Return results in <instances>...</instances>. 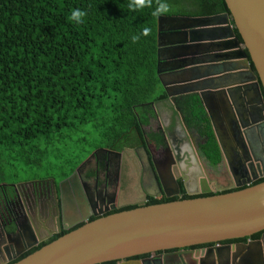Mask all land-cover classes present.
I'll list each match as a JSON object with an SVG mask.
<instances>
[{
    "label": "trees",
    "instance_id": "16d2710c",
    "mask_svg": "<svg viewBox=\"0 0 264 264\" xmlns=\"http://www.w3.org/2000/svg\"><path fill=\"white\" fill-rule=\"evenodd\" d=\"M160 2L146 0L133 11L129 0H0L1 191L41 180L57 185L96 150L117 152L141 139L153 121V104L166 97L156 72L158 19L228 14L224 0H163L167 12L153 15ZM73 9L85 12L82 23L69 22ZM132 35L139 36L135 43ZM176 107L187 129L203 138V159L217 166L220 152L201 100L185 96ZM239 190L200 196L181 190L179 197L150 199L145 206Z\"/></svg>",
    "mask_w": 264,
    "mask_h": 264
},
{
    "label": "water",
    "instance_id": "95a60500",
    "mask_svg": "<svg viewBox=\"0 0 264 264\" xmlns=\"http://www.w3.org/2000/svg\"><path fill=\"white\" fill-rule=\"evenodd\" d=\"M224 2L228 14L207 18L158 19L157 75L166 99L154 103L152 107L159 120L164 114L171 113L167 119L169 125L161 124L173 154L171 169L178 170L185 183L187 160L195 159L200 164L198 185L194 194L186 193L188 196L221 193L234 188L240 190L143 205L107 216L93 214L95 220L91 222H88L90 214H84L71 223L63 219L62 223L69 227L78 223L82 225L15 264L122 262L156 252L249 238L264 232V182L254 185L257 177L264 175V150L259 148V154H255L250 142L255 131L258 140L264 131V0ZM164 24L169 25L167 30L162 29ZM163 40H168L169 44L161 49L160 42ZM160 50L171 57L161 61ZM164 64L167 66L165 71L160 69ZM233 77L238 81L217 84L220 80ZM187 95H196L201 100L221 162L227 166L234 183L229 188H213L205 176L176 107V100ZM173 134L177 139L183 138L185 150L181 146L173 147L170 138ZM94 156L95 153L91 157ZM82 166L59 184L61 193L77 184ZM176 178L168 177L170 186L178 195ZM159 182L162 193L164 184L161 179ZM262 241L263 238L239 249L231 248L238 254H190L189 258L181 260V264H212L217 261L264 264V254H259ZM253 245L257 254L251 253ZM245 257L249 258L248 263L240 259Z\"/></svg>",
    "mask_w": 264,
    "mask_h": 264
},
{
    "label": "flooded vegetation",
    "instance_id": "af4514ba",
    "mask_svg": "<svg viewBox=\"0 0 264 264\" xmlns=\"http://www.w3.org/2000/svg\"><path fill=\"white\" fill-rule=\"evenodd\" d=\"M152 126L147 131L149 138L133 149L124 148L114 154L107 153L105 150H96L95 156L88 158L78 173L81 194L77 193L75 196L68 189H64L61 193L59 187L61 182L56 185L53 180L10 185L8 191H1L0 188V264H12L56 235L78 226L79 223L71 227L62 223L63 219L65 221L67 219L70 223L76 221L77 218L71 217H74V212L78 208L83 209L87 206L93 212L88 220L94 218L93 214L101 216L120 209L122 205L118 204L117 194L128 184L129 177L132 180L136 179L137 184L139 183L136 187L139 191H143L138 201L134 203L135 206H143L150 199L179 197L182 194L181 190L185 194H194L196 184L198 185L199 162L195 159L187 160L188 172L184 174L186 178L184 183L178 170L171 169L174 164L173 154L170 152L164 130L160 124ZM195 137L196 140L199 139L198 136ZM261 137L260 148L264 147V131ZM170 138L174 148L181 146L185 150L183 138L177 139V136ZM250 142L255 154H259L256 140L250 137ZM168 177L176 178L175 181L179 186L178 195L170 186ZM159 179L164 184V189L166 187L162 193ZM261 179H264V175L257 177V181ZM69 209H73L74 212L71 214ZM259 235L258 239H254L253 235L249 238L205 244L184 250L156 252L122 262L104 264H181V260L189 258L190 254H238L231 248L239 249L262 238L259 254H264V232ZM253 247L251 253L257 254L255 245ZM240 259L245 263L249 262L248 257ZM212 264L228 263L217 261Z\"/></svg>",
    "mask_w": 264,
    "mask_h": 264
},
{
    "label": "crops",
    "instance_id": "0c3cea01",
    "mask_svg": "<svg viewBox=\"0 0 264 264\" xmlns=\"http://www.w3.org/2000/svg\"><path fill=\"white\" fill-rule=\"evenodd\" d=\"M218 16V15H217ZM205 18H207V17H205ZM169 28V25L168 24H164V25H162V29H164V30H167ZM222 34H225V32H223ZM217 35H219L220 36V34L219 33H217ZM175 42V41H174ZM158 43V42H157ZM161 43V49H162V47H165V46H167V44H169V42H168V40H163V41H161L160 42ZM170 45H174L173 43H171ZM159 50V47H158V44H157V51ZM159 54V53H158ZM157 54V55H158ZM171 56L170 55H168V54H166L165 52H163L162 53V50H160V58H161V61H164V60H168L169 58H170ZM157 59H158V57H157ZM199 59H203L204 60V58H199ZM169 61H167L166 63H168ZM157 65H158V63H157ZM165 66V64L164 65H161V67H160V69L161 70H164L165 71V69H167V66H166V68L164 67ZM158 70V69H157ZM157 70H156V72H157ZM211 70H208V72H210ZM219 72H222V70H220ZM212 73H214L213 71H212ZM158 76V75H157ZM159 80V79H158ZM238 81V79L237 78H235V77H233V78H230V79H228V80H220V81H218L217 82V84H230V83H234V82H237ZM187 96H189V95H187ZM165 99H166V97H165ZM165 99H162V100H165ZM162 100H159V101H162ZM158 102V101H157ZM156 103V102H155ZM153 108V113H154V117H153V121H151L152 123H151V125L149 126V128L150 127H153L152 125H154V126H156V125H158V124H166V125H169V122L167 121V119L169 118V116L171 115V113H169V114H164L163 116H161L160 117V120L158 119V117H157V115H156V113H155V110H154V107H152ZM157 120H158V122H157ZM161 121V122H160ZM184 124V123H183ZM185 125V124H184ZM162 126V125H161ZM187 128V127H186ZM149 129H145L144 131H143V135H141L142 137H141V139H140V137L138 136V139H139V141H137V143L134 145V146H129V145H127V147H124V148H129V149H133V148H135L136 146H138L142 141L144 142L146 139H148L149 137H148V134H147V131H148ZM255 135H256V137H257V132L255 131V133H253V139L254 140H256V142H257V146H258V148H260V144H259V142H260V140H262V137H261V139H257L256 137H255ZM174 136H176L175 134H173L171 137L172 138H174ZM201 138V137H200ZM154 141V140H153ZM203 141V140H202ZM204 142V141H203ZM148 143H150L151 144V142L150 141H148ZM203 144V143H202ZM201 145V144H200ZM150 146V145H149ZM184 146H185V144H184ZM123 148V149H124ZM123 149H121V150H123ZM261 150H264V149H262V147L260 148ZM101 151H104V149H100ZM120 150V151H121ZM120 151H117V152H113V151H110V150H105V152H107V153H110V154H114V153H118V152H120ZM97 151H95V153H96ZM94 154V153H93ZM90 158V157H89ZM88 160V159H87ZM86 160V161H87ZM204 160V159H203ZM85 161V162H86ZM205 161V160H204ZM84 162V163H85ZM206 162V161H205ZM207 163V162H206ZM208 164V163H207ZM83 165V164H82ZM81 165V166H82ZM209 165V164H208ZM80 166V167H81ZM228 173H229V171H228ZM237 175V174H236ZM229 176H230V178H231V180H232V177H231V175L229 174ZM68 179V178H67ZM129 180H128V184L123 188V190H120L119 192H118V194H117V200H118V204L119 205H123L121 208H123V207H127V206H135V202L136 201H138V198L140 197V193L142 194L143 193V191L142 190H140L139 191V189H138V187H136L137 185H139V183L137 184V181H136V179H133L132 180V178L130 179V177L128 178ZM66 180V179H65ZM65 180H63V181H65ZM63 181H61V182H63ZM66 189H68V191H70V192H73V194L76 196L77 195V193L78 194H81V187H80V183H79V179H78V177H77V184H75V185H72V186H69L68 188H66ZM120 189V188H119ZM173 189V188H172ZM165 190H166V187H165ZM73 209H69L68 211L72 214V212H74V211H72ZM65 211H67V209L65 210ZM91 213H92V211L86 206L85 208H78L77 210H76V212H74V217H71L72 219L73 218H77V220L79 219V218H81V216L82 215H84V214H90L91 215ZM68 217V216H67Z\"/></svg>",
    "mask_w": 264,
    "mask_h": 264
},
{
    "label": "rangeland",
    "instance_id": "374dc122",
    "mask_svg": "<svg viewBox=\"0 0 264 264\" xmlns=\"http://www.w3.org/2000/svg\"><path fill=\"white\" fill-rule=\"evenodd\" d=\"M187 133L189 134V137L192 140L193 146L195 147V149L197 151V154L199 156L203 171L205 173V176H206L207 180L210 182L211 186L213 188H219V189H225V188H229L230 186H232L233 185V181L231 180V178L229 176L228 168L225 165V163L224 162H220L215 167L209 166L203 160V157H202L201 153L199 152V146H200V144L203 143V141H202L203 139H201L198 136L199 139L196 140L195 136H197V134H196V132L194 130H189ZM193 137H194L195 140L193 139ZM91 156L92 155H90L89 157H91ZM185 261H187V260H185Z\"/></svg>",
    "mask_w": 264,
    "mask_h": 264
},
{
    "label": "clouds",
    "instance_id": "9594fccd",
    "mask_svg": "<svg viewBox=\"0 0 264 264\" xmlns=\"http://www.w3.org/2000/svg\"><path fill=\"white\" fill-rule=\"evenodd\" d=\"M147 6L146 5V0H129V9L130 10H139L140 8H143ZM167 12V5L166 3L160 2L157 4V6L153 9V15H163ZM85 16V12L80 10V9H73L71 11V15L68 17L69 22L75 23V24H80L83 22V17ZM147 29L144 30V34H147ZM139 39L138 35H132L131 36V41L132 43H135Z\"/></svg>",
    "mask_w": 264,
    "mask_h": 264
}]
</instances>
